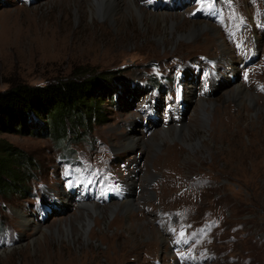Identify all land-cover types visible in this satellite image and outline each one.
<instances>
[{"label": "rangeland", "instance_id": "374dc122", "mask_svg": "<svg viewBox=\"0 0 264 264\" xmlns=\"http://www.w3.org/2000/svg\"><path fill=\"white\" fill-rule=\"evenodd\" d=\"M132 1L0 0V90L77 68L114 83L68 150L37 119L0 134L35 162L29 196L0 194V264H264V0ZM83 198L106 212L88 241L65 228Z\"/></svg>", "mask_w": 264, "mask_h": 264}, {"label": "trees", "instance_id": "16d2710c", "mask_svg": "<svg viewBox=\"0 0 264 264\" xmlns=\"http://www.w3.org/2000/svg\"><path fill=\"white\" fill-rule=\"evenodd\" d=\"M109 77L77 68L66 77L43 85L18 83L0 90V134L9 131L31 133L29 123L37 119L46 125L54 145L68 150L70 142H79L91 134L96 123L107 121L104 98H114V83ZM34 166L28 153L0 137L2 196H29L31 189L26 182Z\"/></svg>", "mask_w": 264, "mask_h": 264}, {"label": "bare ground", "instance_id": "6f19581e", "mask_svg": "<svg viewBox=\"0 0 264 264\" xmlns=\"http://www.w3.org/2000/svg\"><path fill=\"white\" fill-rule=\"evenodd\" d=\"M130 2V8H133L135 7V3L132 1V0H129ZM121 3H123V0H92V4L95 6L94 8V11L93 13L97 16H104L107 14V10L112 7L116 8L117 6H120ZM125 5V4H124ZM129 5V4H128ZM122 6V5H121ZM121 9V8H120ZM137 9V8H136ZM124 10V9H123ZM138 10V9H137ZM141 10V9H140ZM125 11V10H124ZM128 11V10H127ZM137 12V11H136ZM140 12V11H139ZM122 14V13H121ZM124 17L127 18V12L125 14ZM122 16V15H121ZM119 17V16H118ZM119 19V18H118ZM124 21V19H123ZM173 23H177V21L173 22ZM209 26V24H207ZM211 27V26H210ZM237 92L238 94L241 93L239 88H237ZM249 96V95H248ZM254 99V98H252ZM201 105H203V108L204 110L202 111V115H203V118L207 119L208 118V109L205 110L206 107H208L207 105H204V103L202 102ZM225 126L224 125H219V126H216L215 127V130L216 131H219L221 130L222 128H224ZM220 128V129H219ZM176 128H174L173 130H166V131H161L164 136L165 135H168V136H172L171 132H176ZM178 134L179 136L183 135L182 132L180 133L179 131L176 133ZM190 136V134H188V137ZM187 138V136H186ZM186 140V139H185ZM133 141L135 143H138V139H136L134 137ZM151 141V140H150ZM149 141V142H150ZM201 142L199 140V142H197V145L200 146ZM130 146H133V144H131ZM132 148V147H131ZM126 185V196L125 198L127 197H130V195L134 192V188H132L133 186V182L132 181H128L127 183H125ZM131 192V194H129ZM65 196H67L68 194L65 192L63 193ZM82 194V193H81ZM64 200V198H63ZM134 201V200H133ZM133 201L129 200L127 202H122L121 204H117V205H114L111 209H110V212L111 214L113 215V213L115 214V212H118V211H121V210H124V212H127L129 213L134 207H135V204L133 203ZM80 209H82L80 212L81 215H79L75 220L74 222H77L78 224V227H76L74 229V227L72 226V224H69V225H65V228H67L66 230H68V234H71L72 236V233L74 231H78L79 229V233H80V237H82L84 240L88 241L90 239V232L92 230V225L94 224L95 221H97V219L100 218H104V215L106 214L105 210L103 207L95 204L94 202H89V201H84V198L82 200V203H81V207ZM20 215H21V219H22V224L28 228L30 226H33V227H36L37 225L36 224H33V221L31 220V218L26 215L25 213L23 212H20ZM72 223V222H71ZM41 228V227H40ZM39 228V229H40ZM78 228V229H77ZM38 229V227H37Z\"/></svg>", "mask_w": 264, "mask_h": 264}]
</instances>
